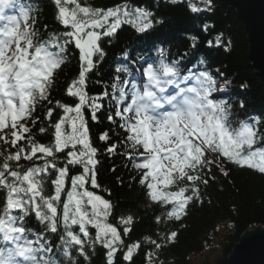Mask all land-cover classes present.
<instances>
[{
  "label": "trees",
  "instance_id": "obj_1",
  "mask_svg": "<svg viewBox=\"0 0 264 264\" xmlns=\"http://www.w3.org/2000/svg\"><path fill=\"white\" fill-rule=\"evenodd\" d=\"M24 1L30 12L29 40L36 47L61 48L62 60L42 91L34 93L25 116L0 131V209L30 171L46 170L37 204L54 192L47 188L55 178L50 162L55 167L63 163L69 173L79 171L76 165L66 163V150L57 152L52 147L63 107L77 102L68 89L80 73V53L70 39L69 28L59 19L55 0ZM86 3L101 11L120 5L140 8L152 20L142 30L122 21L115 31L101 35L99 52L84 76L83 114L96 160L94 186L88 188L109 202L110 222L122 236L118 246L135 244L136 248L128 260L120 249L109 261L100 245H88L83 253L72 249L71 256L65 258L58 253L63 229L59 216L49 225L25 205L23 211L17 209L23 216L20 225L31 236L49 241V257L58 264H146L149 255L157 264H193L195 254L202 253L212 234L223 227L214 264H225L243 231L264 225V170L234 162L217 146L206 147L200 162L172 173L168 192L184 191L187 200L180 215L171 213L173 204L152 192L150 175L138 166L142 148L132 142L116 107L118 94L112 89L120 85L124 72L131 71L128 60L137 62L143 57L152 62L167 57L182 72L205 71L216 83H224L218 98L225 125L233 129L250 124L255 130V147L264 150V83L248 57L244 24L220 0ZM39 146L51 150L48 159H37L39 153L30 156ZM122 220L130 221L126 234Z\"/></svg>",
  "mask_w": 264,
  "mask_h": 264
},
{
  "label": "rangeland",
  "instance_id": "obj_2",
  "mask_svg": "<svg viewBox=\"0 0 264 264\" xmlns=\"http://www.w3.org/2000/svg\"><path fill=\"white\" fill-rule=\"evenodd\" d=\"M60 12V20L66 25H69L71 28V37L75 43V45L80 49L81 59L83 63H85L84 68L89 67L92 61V55L97 49V39L100 34H104V32L112 30L115 26H117L122 21H129L131 23L136 24L138 27L143 28L149 24V16L142 10H134V8L129 7L128 5H120L113 10L105 11L100 13L96 10H91L92 6L89 8L86 0H57ZM4 6L5 4L2 3ZM225 5V4H224ZM227 6V5H226ZM229 7V6H227ZM12 13V9H10ZM6 53H1L0 58H6ZM45 59L46 64H53L54 59H51V55L42 54ZM19 57V62L21 66L18 68L19 70H25L26 66L24 65L25 57L17 54V58ZM42 58H32L30 61V66H33L34 72L31 75H27L25 79V84L23 90L19 84V88L17 91L21 96L20 99L24 98V93L27 92L32 85L29 81L38 82L40 78L45 75V67L43 66ZM28 65V63H26ZM19 75V74H18ZM71 92L78 94L80 98L83 97V72L77 77L72 85ZM11 103V101L9 102ZM19 107L23 105V103L19 102ZM191 109L190 104L188 106ZM152 117V125H148L143 122V127L146 130L151 129L158 122H169L174 119H166L159 116L151 115ZM190 120L195 121L196 124L200 125V127H207V113L202 110L200 113L194 115L192 118L187 116ZM190 130H193L197 135L199 132L195 131L198 128L193 126L186 125ZM194 128V129H193ZM183 129V128H182ZM141 130V129H140ZM213 130V128H212ZM142 131V130H141ZM170 133L169 137L159 138L158 135L152 133V137L154 138V142L149 145L154 148L163 144V142L169 140H175L173 136L174 130L172 127L168 128ZM211 132V130H209ZM143 132V131H142ZM208 135V133H203ZM218 134L213 141L217 142L224 149V152L230 154L232 157L236 156L239 158H249L252 154L251 150H246L243 147L244 141H248L249 136L251 135L250 129H245L240 133V136H234L226 131H218ZM144 138L145 133L143 132ZM84 124L81 114V105L80 102L77 106L74 107H65L64 114L57 124L56 134H55V142L56 148L58 150L69 147V161H75L79 164V168L82 173L73 177L70 184L66 186L65 184V170L58 171V178L56 180L55 194H53V202H46V206L49 209L50 213L57 215V208L55 204L58 203L63 197L62 200V212L61 217L64 223L71 227L76 225V230L74 233L68 231L70 238L74 240H78L79 236L88 240L91 235L96 240V246L99 244H104L111 252H114L117 248V243L119 241V233L117 229L111 225L108 221L109 219V208L107 203L92 194L87 190L86 184L87 182L93 181V153L88 147L87 143L84 140ZM183 136L182 133L179 135ZM146 142V140H145ZM147 143V142H146ZM177 147H172L171 151L174 154L179 153ZM242 153L244 155H242ZM166 157L165 155H161L160 157H153V162H157L158 164H154L155 172L153 174L154 178V190L159 191V187H163L168 180V175L164 176L163 170L161 172L159 164L164 162H168L169 159L173 156ZM261 160L263 157L258 155ZM252 159V158H251ZM28 187L30 189V198L34 199V194H38L37 184L33 183V180L29 181ZM181 206L177 208V212L180 211ZM126 222L123 220L121 223ZM223 227H219L217 234H212L210 237V244L204 247L202 253L195 254L192 261L193 264H214V259L218 255L220 251V237L223 233ZM245 231V230H244ZM243 231V232H244ZM65 241V240H64ZM63 241V246H64ZM99 243V244H98ZM135 246V244H131L128 247ZM233 248V247H232ZM129 253L127 254V256ZM147 264H157L152 257H148Z\"/></svg>",
  "mask_w": 264,
  "mask_h": 264
},
{
  "label": "water",
  "instance_id": "obj_3",
  "mask_svg": "<svg viewBox=\"0 0 264 264\" xmlns=\"http://www.w3.org/2000/svg\"><path fill=\"white\" fill-rule=\"evenodd\" d=\"M244 24L248 57L264 83V0H220ZM225 264H264V225L246 229L233 245Z\"/></svg>",
  "mask_w": 264,
  "mask_h": 264
},
{
  "label": "bare ground",
  "instance_id": "obj_4",
  "mask_svg": "<svg viewBox=\"0 0 264 264\" xmlns=\"http://www.w3.org/2000/svg\"><path fill=\"white\" fill-rule=\"evenodd\" d=\"M243 126H244L245 128H247V129H251L250 125H247L246 123H244ZM4 246H7V244H5ZM231 250H232V249H231ZM230 252H231V251H230ZM229 254H230V253H229ZM229 254H228V255H229ZM228 255H227V256H228Z\"/></svg>",
  "mask_w": 264,
  "mask_h": 264
}]
</instances>
